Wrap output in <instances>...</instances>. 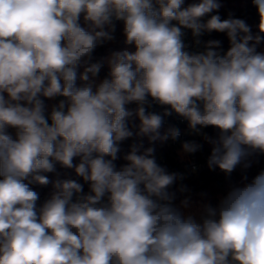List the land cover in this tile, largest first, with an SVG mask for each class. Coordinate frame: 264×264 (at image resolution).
<instances>
[{
  "label": "clouds",
  "instance_id": "clouds-1",
  "mask_svg": "<svg viewBox=\"0 0 264 264\" xmlns=\"http://www.w3.org/2000/svg\"><path fill=\"white\" fill-rule=\"evenodd\" d=\"M184 3L0 0V264H264V170L213 206L185 195L184 174L160 165L154 147L133 144L127 163H114L133 116L135 135L150 143L179 139L178 128L160 132L172 112L197 135L218 130L203 134L209 170L230 177L264 155V0H252L256 35L243 19H221L220 0ZM114 20L135 51L113 52L97 85L103 65L90 61L115 39ZM184 30L198 46L205 33H226L230 47L208 40L189 52ZM41 97L65 99L46 116ZM153 104L170 110L148 111ZM202 147L181 145L183 154ZM56 163L74 168L88 192L76 180L51 182L44 173ZM50 182L38 208L30 185Z\"/></svg>",
  "mask_w": 264,
  "mask_h": 264
},
{
  "label": "trees",
  "instance_id": "trees-1",
  "mask_svg": "<svg viewBox=\"0 0 264 264\" xmlns=\"http://www.w3.org/2000/svg\"><path fill=\"white\" fill-rule=\"evenodd\" d=\"M198 2L199 0H185L184 4L188 6L191 3H198ZM220 3L222 7L219 9L218 14L221 16V19H227L231 14V16L234 18H240L245 20V22L250 26L253 35L260 34L257 27L260 18L256 7L252 3V0H220ZM212 14H217V13L214 12ZM208 18L209 17L206 16V19ZM80 23L82 27H87V25L83 21V17H81ZM114 24H115V33H114L115 39L113 41L105 43L102 46L97 47V49L93 52L92 60L90 61V63L102 62L103 66L98 74L102 79L108 78V74L110 71L109 67L105 63V59L109 54L118 50H122L123 47H127V46L133 47L135 51L134 45H127L124 42L125 37L123 35V22L122 21L114 22ZM260 35H264V34H260ZM206 37L208 40L221 41L220 49H227L230 47L226 33H218V32H212L210 34L206 33ZM262 46H264V41H262L259 45H257V50H259ZM80 72H83V67H81L78 70V75ZM81 83L82 82L79 81L78 79L77 81L78 86L81 85ZM58 98L65 99L64 97H58ZM41 99L44 101L46 106L45 115L48 116L51 113V110L47 108L48 98L41 97ZM128 107L134 110L136 108V105L131 104ZM147 110L151 112H155L151 108H148ZM49 123H51L50 120ZM139 123L140 121L136 116H133L132 118L129 119L128 122L129 128L133 131L134 135L133 137L128 138L127 140L121 142L120 144L121 150L118 153V159L114 161L117 169L121 168L123 165L127 163V161L124 160V156L131 150V146L133 144L142 143L143 147L141 148V151H143V149L147 147H154L155 149L154 155L157 159V162L160 165L166 167L169 172H175L174 151L171 150L166 145V141L157 140L155 142L150 143L147 137L136 136L135 133L138 131ZM169 128H171V125L168 122H165L164 120L163 126L160 129L161 134L163 135ZM161 158L164 159L163 162L160 161ZM73 163L74 164L79 163V158L78 157L75 158ZM44 175H47L51 182H54L57 179L76 180L77 182L83 185L84 193H87L89 190L88 183L83 181L82 177L76 175L74 168L67 169L62 167L59 163H56L55 171L52 173H44ZM51 182L46 186H42L39 184L30 185V187L39 194V200L37 201L38 208L42 206V204L47 199H49L51 194L53 193L54 189ZM180 183L181 182H177V185L174 186V189L177 188ZM182 183L187 185L188 188L191 190L190 193H187L185 195L190 194L194 202L200 201L205 203H211L213 206H215L218 203L219 198L227 193L223 183H221L218 178V174L214 173L212 170L209 169H201L185 176V179L182 181ZM201 193H204L206 195L201 196L200 195ZM182 198L183 197L180 196L177 199L176 203L179 204V199Z\"/></svg>",
  "mask_w": 264,
  "mask_h": 264
},
{
  "label": "built area",
  "instance_id": "built-area-1",
  "mask_svg": "<svg viewBox=\"0 0 264 264\" xmlns=\"http://www.w3.org/2000/svg\"><path fill=\"white\" fill-rule=\"evenodd\" d=\"M184 7L187 5L184 4ZM207 20L206 17L203 18ZM119 22V21H113ZM185 37L184 42L186 44V50L189 52H200L204 50V43L208 41L206 33L200 38L202 43L198 46L195 44L194 39L191 35L190 30H184ZM128 50L130 48H123V50ZM228 49V48H227ZM227 49H220L221 52H226ZM151 99V98H150ZM151 109L157 114L163 115L166 109L170 110L169 106H161L158 104H153ZM165 122H168L172 127L178 128L181 132L179 139L172 140L169 138L166 140V145L174 151L175 159V172L182 173L184 176H187L193 172H196L201 169H209L207 167V158L211 153V145H209L203 138V134H207L210 137H215L218 134V130L209 126L207 128L201 129V135L192 133L188 128V121L183 117H180L175 112H172V115L164 117ZM199 127V126H198ZM184 141H196L200 143L203 147L201 150L197 151L194 154H183L181 145ZM161 162L164 161L163 158L160 159ZM252 167L249 169H243L242 167H237V169L231 174L230 177H226L223 172L219 169L213 171L218 174V178L221 183H223L226 192L233 185H239L242 183V177L247 176L250 180L255 176L260 170H264V155H256L252 157Z\"/></svg>",
  "mask_w": 264,
  "mask_h": 264
},
{
  "label": "rangeland",
  "instance_id": "rangeland-1",
  "mask_svg": "<svg viewBox=\"0 0 264 264\" xmlns=\"http://www.w3.org/2000/svg\"><path fill=\"white\" fill-rule=\"evenodd\" d=\"M123 48H126V47H123ZM122 48V49H123ZM127 48H130L131 49V51L132 52H134V49H133V47H131V46H127ZM118 51H122V50H118ZM258 52H264V46H262L259 50H257ZM116 52V51H115ZM112 54V53H111ZM111 54H109L107 57H106V59H105V63H106V65L108 66V64H107V59L111 56ZM94 80H95V84H99L103 79L98 75L97 77H95L94 78ZM61 99H59L58 97H55V98H51V99H49L48 98V103H47V108L49 109V110H52V108H53V106H55V105H57L58 103H59V101H60ZM8 131L10 132V133H13L14 134V132H15V130L14 129H8Z\"/></svg>",
  "mask_w": 264,
  "mask_h": 264
}]
</instances>
